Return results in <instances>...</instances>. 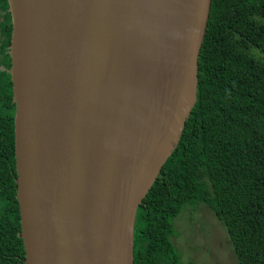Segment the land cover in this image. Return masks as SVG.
Segmentation results:
<instances>
[{
    "label": "water",
    "instance_id": "obj_1",
    "mask_svg": "<svg viewBox=\"0 0 264 264\" xmlns=\"http://www.w3.org/2000/svg\"><path fill=\"white\" fill-rule=\"evenodd\" d=\"M212 0H8L25 264H134L137 210L198 100Z\"/></svg>",
    "mask_w": 264,
    "mask_h": 264
},
{
    "label": "trees",
    "instance_id": "obj_2",
    "mask_svg": "<svg viewBox=\"0 0 264 264\" xmlns=\"http://www.w3.org/2000/svg\"><path fill=\"white\" fill-rule=\"evenodd\" d=\"M11 35L0 0V264H25ZM198 78L180 143L137 210L134 264H183L172 238L186 204L213 211L238 264H264V0H212Z\"/></svg>",
    "mask_w": 264,
    "mask_h": 264
},
{
    "label": "rangeland",
    "instance_id": "obj_3",
    "mask_svg": "<svg viewBox=\"0 0 264 264\" xmlns=\"http://www.w3.org/2000/svg\"><path fill=\"white\" fill-rule=\"evenodd\" d=\"M173 224L183 264H238L225 226L205 205L186 204Z\"/></svg>",
    "mask_w": 264,
    "mask_h": 264
}]
</instances>
